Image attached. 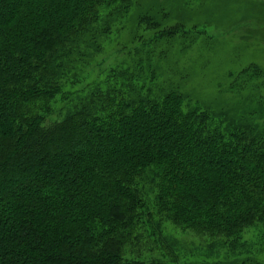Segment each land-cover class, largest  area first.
<instances>
[{"label":"trees","instance_id":"trees-1","mask_svg":"<svg viewBox=\"0 0 264 264\" xmlns=\"http://www.w3.org/2000/svg\"><path fill=\"white\" fill-rule=\"evenodd\" d=\"M136 1L0 0V264H192L136 255L168 222L260 264L235 253L264 223V132L160 83L184 26L145 14L130 63L83 73Z\"/></svg>","mask_w":264,"mask_h":264},{"label":"rangeland","instance_id":"rangeland-1","mask_svg":"<svg viewBox=\"0 0 264 264\" xmlns=\"http://www.w3.org/2000/svg\"><path fill=\"white\" fill-rule=\"evenodd\" d=\"M145 14L159 20L166 18L165 25H183L185 35L176 40L188 39L184 49L176 43L170 55L159 61L160 83L179 86L193 106L226 112L230 118L264 132V0H137L127 18L113 27L102 54L83 73L97 76L100 71L130 63L126 51L129 47L139 49L140 45L133 40L135 33L150 39L158 32L145 31L146 25L138 27ZM155 46L148 47L156 51L159 45ZM252 65L262 70L259 76L252 72L241 74L250 67L253 70ZM235 86L241 90H232ZM242 236L235 255L240 253L241 260L242 254L249 252L264 264V223L248 227ZM166 245L183 262L192 264H213L215 260L232 258L222 242L169 222L162 229V237L145 233L134 251L136 255L142 253L144 259L150 255L162 258L167 254Z\"/></svg>","mask_w":264,"mask_h":264}]
</instances>
